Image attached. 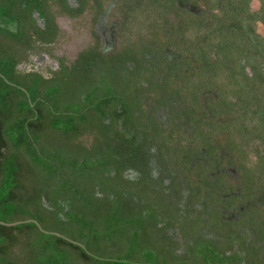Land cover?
Wrapping results in <instances>:
<instances>
[{
	"label": "trees",
	"instance_id": "trees-1",
	"mask_svg": "<svg viewBox=\"0 0 264 264\" xmlns=\"http://www.w3.org/2000/svg\"><path fill=\"white\" fill-rule=\"evenodd\" d=\"M215 1L222 14H212V22L208 14L196 16L194 24L211 40L193 41L180 48V56H192L203 74L217 68L236 72L238 63L249 76L246 65L251 68L254 79L244 92L254 103L240 107L258 114L262 139L264 35L257 29L264 28V0L258 11L249 9L250 0H243L238 11ZM24 4L0 0V264H181L185 257L171 250L170 225L159 227L170 212L151 192L132 202L120 189L127 150L121 137L138 136L126 133L135 105L128 103L124 89L107 86L112 78L107 60L89 63L87 57L79 70L76 60L50 51L58 63L46 72L48 61L39 57L48 51L57 19L46 20L43 30L33 11L48 19L49 12L54 14L50 1L31 0L29 10ZM223 9L226 20L217 27ZM93 66L104 69L105 77L93 79ZM235 83L239 90L241 82L236 78ZM221 108L229 109V101ZM113 124L120 140L112 134ZM101 242L107 244L102 251ZM126 245L133 259L122 254ZM165 246L168 254L162 252ZM111 251L121 254L99 255ZM204 256L196 264H203Z\"/></svg>",
	"mask_w": 264,
	"mask_h": 264
},
{
	"label": "flooded vegetation",
	"instance_id": "flooded-vegetation-1",
	"mask_svg": "<svg viewBox=\"0 0 264 264\" xmlns=\"http://www.w3.org/2000/svg\"><path fill=\"white\" fill-rule=\"evenodd\" d=\"M49 1L54 14L49 12L48 19L33 11L43 30L46 20L57 19L53 42L44 43L48 51L39 57L49 63L46 72L58 63L49 52L72 30L82 32L73 42L75 54L67 58L76 60L79 70L87 57L89 63L107 60L112 77L107 86L124 89L128 103L135 105L126 133L138 136L121 137L127 149L121 163L126 167L123 195L139 202L151 192L170 212L172 217L160 220L159 227L170 225L171 250L185 257L181 264H196L202 253L203 264H264V150L251 155L248 144L257 139L263 148L262 122L255 112L257 122L251 128L236 118L242 108L234 92L236 78L243 92L253 81L251 68L246 65L247 76L237 63L234 82L222 71L223 90L221 69L203 74L192 56L169 53L193 42L188 43L185 33L193 32V21L206 14L210 0ZM23 2L29 10L31 0ZM91 70L93 79L105 77L101 67ZM225 100L230 108L222 110ZM111 128L120 140L114 124ZM244 128L247 136L238 135ZM161 249L168 254V247Z\"/></svg>",
	"mask_w": 264,
	"mask_h": 264
},
{
	"label": "rangeland",
	"instance_id": "rangeland-1",
	"mask_svg": "<svg viewBox=\"0 0 264 264\" xmlns=\"http://www.w3.org/2000/svg\"><path fill=\"white\" fill-rule=\"evenodd\" d=\"M210 1H213V2H210V4H207L206 5V9H207V12H206V14H208V16L209 17H211L212 16V14H216V13H218V14H222V12L220 11V9H218L217 8V4H218V1H215V0H210ZM222 1V0H221ZM221 1H219V2H221ZM222 2H224V4L223 5H229L228 6V8L230 7V5H231V7H233V8H235V10L232 8V10H234V11H238V10H240L241 8H242V3L244 2L243 0H232V1H229V0H223ZM229 2H231L230 4H229ZM213 3V4H212ZM261 0H250V7H249V9L251 10V11H258L260 8H261ZM225 9H223V11H224ZM225 11H224V14H223V16H219L220 18H218V24H217V27H220L224 22H223V20H226L225 19ZM208 20H207V22H209V21H211L212 22V19H214V18H207ZM197 20V19H196ZM215 21V20H214ZM206 21H204L203 20V23L200 25V26H202V27H205L206 26V23H207ZM197 23V22H196ZM226 23H227V21H226ZM194 24H195V21H193V23H192V25L194 26ZM211 30H212V28H211ZM257 31L259 32V34L260 35H264V28H263V26L262 25H259V27H258V29H257ZM209 32H212V31H210V30H208V33ZM71 33H74V34H69V35H66V37L64 38L63 37V39L62 40H64V41H62L61 43H60V45L59 46H57V47H55L54 48V50H53V54L57 57V58H67V54L69 55L70 54V56L71 55H73V54H75V50H76V47H75V44L73 43L75 40H79V38H82V32H80V33H75V31L74 30H72V32ZM206 34H207V32L206 31H204V30H202V29H197L196 30V28H194L193 29V32H186L185 33V37L184 38H186L187 40H188V43H190V42H192V41H194L193 43H202V42H209L210 40H211V38H203L204 36H206ZM215 34V33H214ZM85 40V39H84ZM73 45V46H72ZM186 46L187 45H185V46H181L180 48H186ZM161 50H164L162 53H163V55H165L166 54V50H165V48L164 49H161ZM148 52L151 54L152 53V55H155L156 53H158V50L157 49H152V50H150V49H148ZM179 54V55H181L179 52H181V49H173L172 51H170L169 53H170V55H174V54H177V53ZM223 72L225 73V74H228V77L229 78H231V80L232 81H234V79H233V75H234V69H232V70H230V71H228V72H225V70L223 69ZM222 75H223V73H222V71H221V76H219V77H221L219 80H220V82H221V84H222V87H223V90L225 89L224 88V82L222 81ZM218 77V78H219ZM234 92H236L237 94H238V97H239V100H240V106L241 105H245V104H250V105H252L253 103H254V100H253V96H251V95H248V94H246V92H243V91H234ZM255 108H256V106H255ZM239 112V114H240V116H237L236 115V118H242L241 120L243 121V123H245L246 122V124H247V127L248 128H251L253 125L255 126L256 125V120L254 119V117H257V115H254L253 113L251 114V112L250 113H248L246 110H244V109H241V111H238ZM253 115V116H252ZM245 129V128H244ZM244 129L242 130H238L237 131V134L238 135H241V136H247L246 135V133H245V131H248L247 129H245V131H244ZM264 137V136H263ZM250 138V137H249ZM255 138H259V137H255ZM261 139V138H260ZM264 140V139H263ZM262 141V140H261ZM260 140H257V139H251V140H249L248 141V144H249V146L251 147V149H250V151H249V153L251 154V155H254L255 153H257V150L259 151V153H262L263 152V150H264V145H263V148L260 146ZM131 245V244H130ZM130 245L129 246H127L126 245V248H124L123 249V247H122V254L124 255V256H129V258H131V259H133L132 257L134 256V255H132V252L133 251H130L129 252V249L131 248L130 247ZM107 246V244L105 243V242H101L100 244H99V248L101 249V251L102 250H104L105 249V247ZM134 246H135V248H139V246H142V244L141 243H134ZM121 247V246H120ZM132 249V248H131ZM121 250H120V252H121ZM112 253H110V254H105V253H99V255H108V256H112V257H115V256H119L121 253H119V254H117L116 252H113V251H111Z\"/></svg>",
	"mask_w": 264,
	"mask_h": 264
},
{
	"label": "water",
	"instance_id": "water-1",
	"mask_svg": "<svg viewBox=\"0 0 264 264\" xmlns=\"http://www.w3.org/2000/svg\"><path fill=\"white\" fill-rule=\"evenodd\" d=\"M2 224H5V223H2Z\"/></svg>",
	"mask_w": 264,
	"mask_h": 264
}]
</instances>
